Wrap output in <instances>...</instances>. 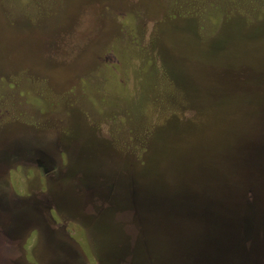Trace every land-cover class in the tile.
<instances>
[{
    "label": "rangeland",
    "instance_id": "374dc122",
    "mask_svg": "<svg viewBox=\"0 0 264 264\" xmlns=\"http://www.w3.org/2000/svg\"><path fill=\"white\" fill-rule=\"evenodd\" d=\"M0 227L10 264H264V0H0Z\"/></svg>",
    "mask_w": 264,
    "mask_h": 264
},
{
    "label": "flooded vegetation",
    "instance_id": "af4514ba",
    "mask_svg": "<svg viewBox=\"0 0 264 264\" xmlns=\"http://www.w3.org/2000/svg\"><path fill=\"white\" fill-rule=\"evenodd\" d=\"M106 186H108L109 188L105 190V194L103 195L105 197V200L101 198V200L103 202H106V205H110V202H113L114 200H118V202H122L121 204H111V210L112 212H122L125 211L127 209L129 210H153V211H161V212H168V211H173V212H179V211H187L186 208H177L174 204L170 203V199H164V198H160V199H156L154 196H150V195H145L144 193L140 194L138 193V189L133 188V184H136V181L133 177H129V176H121L119 174H111L109 178H106ZM130 184H131V188H130ZM124 185L127 186V188L124 187ZM94 187L92 185H88L87 189L93 190L91 189ZM55 200V199H54ZM158 200V201H156ZM149 201H153V204H149ZM160 201H164V202H168V203H157ZM56 202V201H55ZM58 205V203H57ZM52 206V205H51ZM59 206V205H58ZM174 208H173V207ZM178 206V205H177ZM7 208V207H6ZM51 207H49V205L47 204H38L36 202V200H32L28 203V205L22 207L20 210L21 213H23V211L25 210H32V211H36V213L40 214V213H47L49 212V209ZM11 210V207H10ZM198 211L200 213H208L211 212L213 213V220H214V226L215 229L216 227H218V220H219V213L220 212H235V209L233 207L228 208V209H224L221 207H213L211 209H206V207H199ZM217 232L215 233V240H218ZM127 242V241H126ZM137 242V241H136ZM134 242V243H136ZM220 244H218L216 242V250L219 247ZM215 247V246H214ZM186 254V253H185ZM184 254V255H185ZM195 257H197V259L199 260L198 262H200L202 260V252L201 250L198 251V253L194 254ZM188 255H185V257H187ZM217 256L219 257V249L217 252ZM201 258V260H200ZM218 261V258H216Z\"/></svg>",
    "mask_w": 264,
    "mask_h": 264
},
{
    "label": "trees",
    "instance_id": "16d2710c",
    "mask_svg": "<svg viewBox=\"0 0 264 264\" xmlns=\"http://www.w3.org/2000/svg\"><path fill=\"white\" fill-rule=\"evenodd\" d=\"M16 153L17 152H15V154ZM34 153H35V151H34ZM57 176L58 175L55 174L54 178H56ZM91 189H93V188H91ZM86 191H91V190L90 189H86ZM220 213L222 215L223 212H220ZM28 219L32 220V217L29 216ZM22 222H24V221H22ZM32 222H33V220H32ZM32 222H30L29 224H31ZM10 233L13 236L16 237V235H15V233H17L16 231L11 230V229L10 230H6V229H3V228L0 227V264H10V263L7 262L8 260L6 259V256L3 255L4 253H3V250H2V245L4 244V241H5L4 239L8 238L7 236ZM223 243H221V245H219L217 250H216V245H214V244L205 245L204 251L202 253V256H203L202 260L200 258L201 261L198 262V264H234V263L235 264H246V263L247 264H260L261 261H260L259 258H260L261 250H258V254L259 255L255 254V253H251L250 254V258H249L250 262L248 263V261H246V263H245L243 257H240V258L238 257L237 258V257H235V255H232V256L229 255V252H226V251H228L229 248L227 247L226 244H223ZM247 244H249V243H247ZM247 244L245 245V244H241L240 243V246L242 247L243 250H245V249H248V245ZM259 248L261 249L262 247H259ZM218 249H219V257L217 256ZM195 258L197 260V257H195ZM216 258H218V261H217ZM237 259H240L241 262H237ZM190 261H191V257H187L186 258V263L190 262ZM192 262H194V261H192Z\"/></svg>",
    "mask_w": 264,
    "mask_h": 264
}]
</instances>
